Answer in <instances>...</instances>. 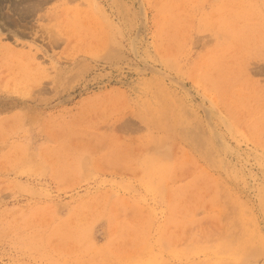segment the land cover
Masks as SVG:
<instances>
[{"label":"rangeland","instance_id":"1","mask_svg":"<svg viewBox=\"0 0 264 264\" xmlns=\"http://www.w3.org/2000/svg\"><path fill=\"white\" fill-rule=\"evenodd\" d=\"M0 264H264V0H0Z\"/></svg>","mask_w":264,"mask_h":264}]
</instances>
